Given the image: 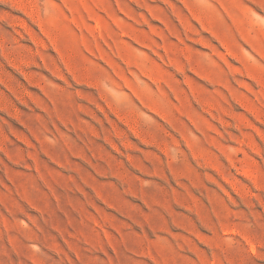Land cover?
Masks as SVG:
<instances>
[{"label":"rangeland","instance_id":"1","mask_svg":"<svg viewBox=\"0 0 264 264\" xmlns=\"http://www.w3.org/2000/svg\"><path fill=\"white\" fill-rule=\"evenodd\" d=\"M0 264H264V0H0Z\"/></svg>","mask_w":264,"mask_h":264}]
</instances>
